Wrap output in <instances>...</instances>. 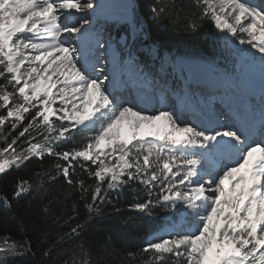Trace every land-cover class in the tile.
Listing matches in <instances>:
<instances>
[{"label":"snow or ice","instance_id":"1","mask_svg":"<svg viewBox=\"0 0 264 264\" xmlns=\"http://www.w3.org/2000/svg\"><path fill=\"white\" fill-rule=\"evenodd\" d=\"M196 6L199 15L186 21L184 32L195 34L210 21L241 46L235 53L242 67L258 59L264 73V0H196ZM100 7L96 0H0V135H10L6 124L11 131L23 125L0 150V175L33 158H55L50 170L37 173L39 180L60 176L78 188L89 220L108 205L118 213L113 195L142 186L143 199L137 194L130 210L152 218L161 209L179 220L170 218L149 231L143 248L124 253L135 264H264V110L258 125L236 111L231 123L217 113L197 124L183 121V109L163 100L139 92L129 99L124 93L137 88L133 70L139 66L127 42L104 37L75 15ZM152 11L160 17L168 9ZM137 31L150 38L147 22L138 21ZM32 130L40 141L33 142ZM26 133L27 147L17 151L13 146ZM76 135L81 146L59 150ZM77 168L95 183L74 178ZM33 191V182L18 180L11 199L0 195V206L11 210L12 200ZM9 251L10 259L35 255L27 238L0 249ZM109 251L118 250L112 245ZM51 253L49 247L42 256ZM90 255L81 242L72 264H91Z\"/></svg>","mask_w":264,"mask_h":264},{"label":"trees","instance_id":"2","mask_svg":"<svg viewBox=\"0 0 264 264\" xmlns=\"http://www.w3.org/2000/svg\"><path fill=\"white\" fill-rule=\"evenodd\" d=\"M134 2L132 25L135 26L136 36L132 37V26L122 25L118 34L109 32L115 38H121L125 33L128 36V46L136 56H141L138 51L146 46L149 51L155 50L158 60L165 62V58L172 61L183 58H198L203 60H225L231 67L237 63L238 55L235 54L232 45H228L225 35L215 29L214 25L204 20L200 30L195 34H188L182 29L187 20L199 15L196 0H132ZM165 7L168 11L156 17L153 8ZM138 21L147 22L149 35H141L137 31ZM232 49V50H231ZM145 63L150 65L155 61L153 57H142ZM148 67V66H147ZM27 121L24 122L26 124ZM5 134L10 132L5 140L0 135V150L11 143V139L23 130L21 125L17 130L11 131L10 126H4ZM31 136L38 142L42 137L31 131ZM29 134L21 137L14 145L17 151L26 148V140ZM83 137L76 135L75 139L66 142L59 149L69 150L82 145ZM11 152V149L9 150ZM55 158L45 155L43 160L33 158L19 168L13 167L6 174L0 175V195H6L11 199L18 180L33 182L32 195H25L18 200H12L11 210H5L0 206V249L9 247L12 241H23L27 238L35 255H24L10 259L12 253H0V260L8 259L9 264H72L73 252L84 242L91 249V264H135L124 253L137 252L145 246L149 231H155L169 219H179L178 215L156 209L152 218L143 217L128 208L139 194L143 199L142 186L132 184L126 187L119 198L115 194L113 200L120 209L117 213L112 205L104 208L103 214L88 219V213L84 203L80 201L78 188L70 186L63 177L57 176L53 180L45 178L42 182L37 173L50 170ZM84 179L88 184L95 181L87 177L80 168L74 172V178ZM42 183L41 189L35 185ZM51 201V204L49 202ZM49 211L45 212V206ZM75 205V210L73 209ZM131 218L126 226H118L121 218ZM77 224H83L79 235H70V229ZM9 237L11 238L9 240ZM107 237H111L109 243ZM115 245L118 250L111 253L109 249ZM52 248L49 257H43L42 252L46 248Z\"/></svg>","mask_w":264,"mask_h":264},{"label":"rangeland","instance_id":"3","mask_svg":"<svg viewBox=\"0 0 264 264\" xmlns=\"http://www.w3.org/2000/svg\"><path fill=\"white\" fill-rule=\"evenodd\" d=\"M75 15L77 17H83V19L89 20L91 22L92 27L94 29L98 30L104 37L109 36L108 32H111V33L114 34L116 31H118L120 29L119 26L127 25L130 22L132 23L131 19H130V21L123 20V19H117V18H108L107 20H104L101 17V15H96V14L94 15L93 13H91V10H88L86 13H75ZM96 18H101L103 20V22L97 23L96 22ZM86 27H88V26L86 25ZM133 35H134V29H133ZM225 38L227 40H230V42L233 44V42L231 41L230 37L225 35ZM125 39H126L125 37L121 38V40H119L120 43L121 44H122V42L124 43ZM114 40H116V39H114ZM237 47H241V46L236 44V48ZM139 51H142L144 55L147 54V50H146L145 47H141L139 49ZM133 55H134V53H133ZM151 56H154V55L151 54ZM186 59H189V58H186ZM137 61L140 62V65H141V66H139V65L138 66L140 68H143V70L147 74L151 75V77L154 80L153 82L156 84V86H158V88L161 91L169 90L170 88H173V87L176 88V89H180L181 91H184L185 93H188L191 90L192 91L194 90V92L195 91L196 92L203 91V88L201 87V85H198L197 83L189 84V81H188V78H189L190 81H193L194 78L197 77L198 73L196 72V75H195V72H194V74H191L192 72L190 73L189 69L184 67L183 66L184 64L182 65L183 62L192 61V60H179L178 62H168V63H167V60H166V67L165 66L158 67L159 70H158V68L155 69V67L157 66L156 61H154L153 65H151L152 69H150V70H148L147 63H145L144 60L141 57L139 59H137ZM181 61H182V63H181ZM204 61H207V60H204ZM224 61L225 60L220 59V60H212L210 62L213 64V69H217V64H220V65H218L219 66L218 70L220 71V73L221 72L225 73V72L229 71L232 68H230L229 64L225 63ZM194 62H196V61H194ZM198 63L200 65H202V67H203L205 72L210 71V69L208 68V66L206 64H204L203 62H198ZM257 63H260L258 59L255 62L248 63V65H246V64L245 65L247 66L248 69L253 71V70H257V67H258ZM238 66H240V67H238ZM181 67H183L187 71L188 78H187V76H185L184 73H183L184 76L181 75ZM237 67H238V71L237 72L238 73L241 72V69L243 67L241 65L240 58L238 60V64L236 65L235 69H237ZM234 72H236V71L234 70L232 72V75L234 74ZM199 73H200V71H199ZM238 73H237V75H238ZM218 77L219 78H223L221 74H218ZM241 96H242V93L239 94L237 92L235 94V97L237 99H239V97H241ZM181 119L183 121H185V119H183V118H181Z\"/></svg>","mask_w":264,"mask_h":264},{"label":"bare ground","instance_id":"4","mask_svg":"<svg viewBox=\"0 0 264 264\" xmlns=\"http://www.w3.org/2000/svg\"><path fill=\"white\" fill-rule=\"evenodd\" d=\"M97 4L101 5L100 8L95 9V11L91 10V13L94 15H101V17L104 20H107L108 18H117V19H123L130 21L132 18V11L130 9V6L133 8V1L132 0H96ZM65 36L67 34L65 33ZM182 63V61H181ZM246 65H248L249 62H244ZM184 64V65H183ZM258 67L257 70H250L247 68L245 65L242 69L241 72H237V78L236 79H227L225 78V84L227 86L230 85H238L239 84V78L246 79L245 86L239 87V94H250V87H248V83L251 84V86H255L257 84H261L262 82L260 81V78L264 73L261 72V65L260 63H257ZM182 65L186 68L189 69V72L191 74L196 75L197 77L194 78V82L201 80L204 81L206 80V72L204 71L202 65H200L198 62L194 61H185L182 63ZM200 71V73H199ZM203 71V72H202ZM246 111V109H245ZM247 112V111H246Z\"/></svg>","mask_w":264,"mask_h":264}]
</instances>
